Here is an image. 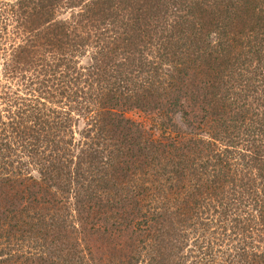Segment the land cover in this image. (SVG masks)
Masks as SVG:
<instances>
[{
    "label": "trees",
    "instance_id": "16d2710c",
    "mask_svg": "<svg viewBox=\"0 0 264 264\" xmlns=\"http://www.w3.org/2000/svg\"><path fill=\"white\" fill-rule=\"evenodd\" d=\"M0 60V264H264V0H0Z\"/></svg>",
    "mask_w": 264,
    "mask_h": 264
},
{
    "label": "rangeland",
    "instance_id": "374dc122",
    "mask_svg": "<svg viewBox=\"0 0 264 264\" xmlns=\"http://www.w3.org/2000/svg\"><path fill=\"white\" fill-rule=\"evenodd\" d=\"M11 2H15V0H10ZM88 61V59H86ZM5 80L3 79L2 76V61L0 60V86L5 84ZM15 86V82L12 84ZM126 116L131 119L132 121L136 123L142 124L146 129L151 131L155 137H160L162 136V132L160 129H162L159 126V123L157 118L153 115H149L148 113H144L142 111L138 110H133L129 111L126 113ZM77 118V119H76ZM75 126H74V131H75V138L79 140L80 136L79 134L84 130L85 128V121L82 117L75 115ZM154 129V130H153Z\"/></svg>",
    "mask_w": 264,
    "mask_h": 264
}]
</instances>
